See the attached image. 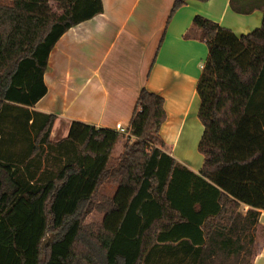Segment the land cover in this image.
I'll return each instance as SVG.
<instances>
[{
	"label": "trees",
	"instance_id": "16d2710c",
	"mask_svg": "<svg viewBox=\"0 0 264 264\" xmlns=\"http://www.w3.org/2000/svg\"><path fill=\"white\" fill-rule=\"evenodd\" d=\"M186 2L174 0L170 16ZM229 7L264 13V0ZM102 10L101 0L0 2V264H252L264 210V14L241 35L195 15L183 35L208 47L195 173L156 146L164 100L145 87L127 136L73 121L50 140L55 115L33 109L50 50ZM92 210L100 222L84 225Z\"/></svg>",
	"mask_w": 264,
	"mask_h": 264
},
{
	"label": "crops",
	"instance_id": "0c3cea01",
	"mask_svg": "<svg viewBox=\"0 0 264 264\" xmlns=\"http://www.w3.org/2000/svg\"><path fill=\"white\" fill-rule=\"evenodd\" d=\"M173 1L101 0V13L59 37L43 75L47 91L33 106L55 115L51 141L65 138L73 121L115 130L121 125L127 136L137 96L145 87L164 100L165 120L159 128L163 146H156L199 171L203 155L197 149L201 122L196 84L208 47L183 35L195 15L241 35L259 27L264 13L234 12L229 0H187L170 16ZM123 144V138L116 142L115 156ZM240 206L242 213L248 208ZM259 212L252 264H264V210Z\"/></svg>",
	"mask_w": 264,
	"mask_h": 264
},
{
	"label": "rangeland",
	"instance_id": "374dc122",
	"mask_svg": "<svg viewBox=\"0 0 264 264\" xmlns=\"http://www.w3.org/2000/svg\"><path fill=\"white\" fill-rule=\"evenodd\" d=\"M0 2L8 3V0H0ZM192 132H194V131H192ZM201 133H202V126H201V124H199V125L197 124V136H200ZM183 136H182V138H183ZM123 139L125 141L124 137H123ZM132 140H133V137L130 138V141H132ZM151 144L154 145L155 143L152 142ZM116 150H118V148ZM115 154H117V153L116 152L112 153L113 158H115ZM114 188H115L114 184H112L110 182H105L104 185L102 186V188L100 189V191L102 194L111 195L112 192L114 191ZM240 207L241 206H239V211H241ZM101 218H102V212H99L97 210H92L90 213H88L86 215V217L83 221V224L84 225L96 224V223L100 222ZM253 253H254V246H253Z\"/></svg>",
	"mask_w": 264,
	"mask_h": 264
},
{
	"label": "built area",
	"instance_id": "2783aa9c",
	"mask_svg": "<svg viewBox=\"0 0 264 264\" xmlns=\"http://www.w3.org/2000/svg\"><path fill=\"white\" fill-rule=\"evenodd\" d=\"M116 130H117V131H120V132H122V133L125 132V129H124L121 125H117V126H116Z\"/></svg>",
	"mask_w": 264,
	"mask_h": 264
}]
</instances>
